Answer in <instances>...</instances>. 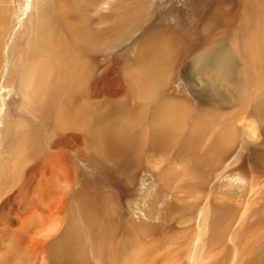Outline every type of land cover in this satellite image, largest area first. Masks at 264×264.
<instances>
[{
	"label": "bare ground",
	"instance_id": "1",
	"mask_svg": "<svg viewBox=\"0 0 264 264\" xmlns=\"http://www.w3.org/2000/svg\"><path fill=\"white\" fill-rule=\"evenodd\" d=\"M169 1L0 0V264H264V0H225L188 54L146 27ZM183 60L201 106L172 97Z\"/></svg>",
	"mask_w": 264,
	"mask_h": 264
},
{
	"label": "rangeland",
	"instance_id": "2",
	"mask_svg": "<svg viewBox=\"0 0 264 264\" xmlns=\"http://www.w3.org/2000/svg\"><path fill=\"white\" fill-rule=\"evenodd\" d=\"M14 1H16V0H14ZM179 1H181V2H179ZM179 1L175 0V1H173V3L169 1V3L166 2L167 4L166 3L163 4L164 7H163V5L160 7L162 9V11H160V8H159V10L157 9L156 12H159V14L158 13H154L153 14L154 17L152 16L150 21L146 24L147 25L146 27H148L149 25L150 26L154 25V26H157L159 28H165L167 26V28H165V29H168V30H171V31L182 32L183 34H185L184 35L185 36V40H186L185 52L188 54L187 51H189V53H190L194 49H198L199 45L201 47L205 43L206 37L201 31V25L204 23V20H207L208 17L212 13L215 12L216 7L217 8L226 7L228 4L226 3L227 0L226 1L224 0L223 2H221L222 0L220 1V3L221 4L223 3L224 5H221L220 3H217V2H219V0L218 1H216V0H208V1L207 0H179ZM236 1L237 0H235V1L234 0H232V1L230 0V3H229V1H228V3L231 4V5L233 3L235 5ZM178 3H179V5H178ZM215 5H218V6H215ZM231 5H228L227 7L229 8ZM234 5H232V7ZM186 7H187V9H186ZM104 11H105V9H104ZM164 11H165V13H164ZM163 25H164V27H163ZM170 26H172V27L170 28ZM189 28H190V30H188ZM187 36L189 38H187ZM189 40H190V42H189ZM187 41H188V43H187ZM191 48H192V50H191ZM122 57H123V59H122ZM117 59H119V62H123L126 59V57H125V55H120ZM183 62H180V64L182 63L181 66H180V64H178V66H179L178 67L179 75L177 76V78H178V79H176L177 81L173 84V86L171 88V93L173 95H175V96H172V97H176L177 99H182V101H186V102L189 101V102L193 103L194 105L201 106V105H203V104H205L207 102V98H206V95H205L204 90H203V83L199 80V78L191 70V67L189 66L188 61L185 62V60H183ZM102 73H105V72H102ZM102 73L97 74V77H96L97 79L95 80V82L91 86V91H93V92L95 91L96 92V94H94L95 92L92 93L90 91L92 93V96H94V95L100 96L101 95V96H106V97H109V98L112 96V97H114L116 99L118 94H119V97H120L121 96L120 94H122V89H121V82H120L119 78L117 76L113 75L112 76L113 78L112 77H108V80H107L106 74L102 75ZM101 77L102 78L104 77V79H102ZM117 78H118V80H117ZM104 83H105L106 86L103 85ZM115 83H116V85L114 86L113 84H115ZM197 86H199V87H197ZM104 87H105V89H104ZM103 89L106 90V92L102 91ZM6 91H8V90H6ZM6 91H5V93H6ZM109 91L113 92V93L111 94V93H109ZM98 93H100V94L98 95ZM102 93L103 94L105 93V95H103ZM113 94H114V96H113ZM6 98L8 100H10V101H16V100L19 99V97L16 96L14 93H9L8 96L6 95ZM191 99H192V101H191ZM182 112H184V114H183L184 116H187V113H186L185 109H182ZM96 176H97L96 178L99 179V180L101 179V181H103V183L104 182H105V184H106V182L109 183V185L105 186V188H104V190L108 194H110V195H112L114 197L117 196L118 186L120 187V184H121V179H119L120 176H121L120 173L115 175V173L114 174L113 173L107 174L105 172L104 173L96 172ZM159 185L160 184L158 183V185L156 186V183H154V186L156 188L153 186V188H154L153 191L157 190V192H153L152 191L153 188L151 187L152 189H149V192H150L149 195L151 197L152 196L155 197L156 195L158 196L160 194L159 196L163 198V199L160 198V201H161L160 206L161 205L162 206L160 207L161 209L159 211H160V215L163 218V220L165 222H169L170 221V216H169L170 214H168L169 211L167 212L165 208H167V209L169 208V204H170L169 202H171L172 193H169L167 191L169 189L165 190L164 188H162ZM162 189H163V191L165 190L163 192L164 194L162 193ZM159 190L161 192H158ZM167 192H168L169 195L167 194ZM6 193L10 194V192H6ZM166 195H167L168 199H167ZM162 201L165 204H162ZM167 201H169V202H167ZM164 212H166L167 214H165Z\"/></svg>",
	"mask_w": 264,
	"mask_h": 264
}]
</instances>
